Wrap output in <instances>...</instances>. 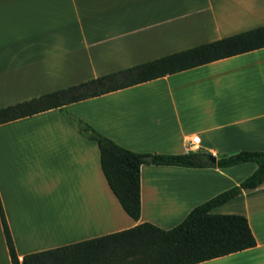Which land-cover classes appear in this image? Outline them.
Segmentation results:
<instances>
[{
	"label": "crops",
	"instance_id": "0c3cea01",
	"mask_svg": "<svg viewBox=\"0 0 264 264\" xmlns=\"http://www.w3.org/2000/svg\"><path fill=\"white\" fill-rule=\"evenodd\" d=\"M261 25L264 0H0V108ZM63 108L138 153L264 150V47ZM255 168L143 163L136 220L97 142L60 109L0 124V200L20 260L142 222L169 229ZM234 203L256 245L195 264H264V182L211 212ZM0 264H11L1 221Z\"/></svg>",
	"mask_w": 264,
	"mask_h": 264
},
{
	"label": "trees",
	"instance_id": "16d2710c",
	"mask_svg": "<svg viewBox=\"0 0 264 264\" xmlns=\"http://www.w3.org/2000/svg\"><path fill=\"white\" fill-rule=\"evenodd\" d=\"M264 47V25L91 78L0 108V124L58 108L77 131L97 142L105 179L125 212L139 219L140 166L143 163L184 167H229L254 162L255 170L238 185L193 207L177 225L163 229L150 222L50 250L26 254L20 260L0 200V221L11 264H195L256 245L242 214L213 213L214 207L264 182V150H238L217 160L209 153H138L103 136L64 110L69 103L177 73L219 59ZM150 156L149 161L144 160Z\"/></svg>",
	"mask_w": 264,
	"mask_h": 264
},
{
	"label": "built area",
	"instance_id": "2783aa9c",
	"mask_svg": "<svg viewBox=\"0 0 264 264\" xmlns=\"http://www.w3.org/2000/svg\"><path fill=\"white\" fill-rule=\"evenodd\" d=\"M199 142V136L195 135L192 138H190L187 142V148L189 149H196L197 148V144Z\"/></svg>",
	"mask_w": 264,
	"mask_h": 264
},
{
	"label": "water",
	"instance_id": "95a60500",
	"mask_svg": "<svg viewBox=\"0 0 264 264\" xmlns=\"http://www.w3.org/2000/svg\"><path fill=\"white\" fill-rule=\"evenodd\" d=\"M232 153H234V152H232ZM225 156H227V155L216 156V155H214V154H212V153H209V155H208V160H209L210 163L216 164L217 159H219V158H221V157H225ZM150 159H151L150 156H145V157H144V160H150Z\"/></svg>",
	"mask_w": 264,
	"mask_h": 264
},
{
	"label": "rangeland",
	"instance_id": "374dc122",
	"mask_svg": "<svg viewBox=\"0 0 264 264\" xmlns=\"http://www.w3.org/2000/svg\"><path fill=\"white\" fill-rule=\"evenodd\" d=\"M88 80V79H87ZM77 84V83H76ZM67 87V86H66ZM64 88V87H63ZM61 89V88H60ZM237 204L236 203H234V204H227V205H225L224 207H222V210L223 211H226V212H221V214H227V213H232V212H230V211H232V210H234L235 208H237Z\"/></svg>",
	"mask_w": 264,
	"mask_h": 264
}]
</instances>
